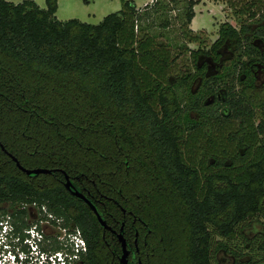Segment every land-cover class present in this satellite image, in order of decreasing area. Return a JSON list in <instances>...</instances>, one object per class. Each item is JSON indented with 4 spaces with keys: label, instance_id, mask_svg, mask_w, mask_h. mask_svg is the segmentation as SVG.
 Wrapping results in <instances>:
<instances>
[{
    "label": "trees",
    "instance_id": "16d2710c",
    "mask_svg": "<svg viewBox=\"0 0 264 264\" xmlns=\"http://www.w3.org/2000/svg\"><path fill=\"white\" fill-rule=\"evenodd\" d=\"M121 3L91 25L60 22L58 0H0V217L48 206L83 232V264H120L119 236L129 264L264 263L244 234L264 225V101L250 97L264 0H226L238 28L221 24L210 47L190 28L201 0ZM206 58L224 71L207 75ZM9 154L52 174L27 176Z\"/></svg>",
    "mask_w": 264,
    "mask_h": 264
},
{
    "label": "built area",
    "instance_id": "2783aa9c",
    "mask_svg": "<svg viewBox=\"0 0 264 264\" xmlns=\"http://www.w3.org/2000/svg\"><path fill=\"white\" fill-rule=\"evenodd\" d=\"M87 254L83 232L46 205L25 203L0 217V264H83Z\"/></svg>",
    "mask_w": 264,
    "mask_h": 264
},
{
    "label": "rangeland",
    "instance_id": "374dc122",
    "mask_svg": "<svg viewBox=\"0 0 264 264\" xmlns=\"http://www.w3.org/2000/svg\"><path fill=\"white\" fill-rule=\"evenodd\" d=\"M14 4H20L26 0H6ZM41 9H46V0H32ZM138 8H144L152 3L153 0H132ZM122 9L121 0H58V11L56 18L60 22L70 20H79L83 23L91 25H99L107 16L117 13ZM196 17L192 22L191 30L197 34L202 42L210 47L218 38L219 26L223 23H229L238 28V22L233 15L232 10L226 5V0H201V3L195 8ZM199 44H191L189 48L198 49ZM229 58V56H227ZM181 62L182 69L192 70L188 56L183 58ZM224 65V64H223ZM223 65H211L212 68L218 69ZM258 89L254 92L253 99L255 101L264 100V81L261 78ZM264 200V199H263ZM264 203V201H263ZM263 225L256 223L254 230L248 231V234L254 236L259 235L263 231ZM240 239L234 240L230 245L235 249H241L243 242ZM236 246V247H235ZM242 252V250H239ZM221 264H232V261L223 254L218 256ZM243 264H248L249 259L243 258ZM264 264V263H261Z\"/></svg>",
    "mask_w": 264,
    "mask_h": 264
},
{
    "label": "flooded vegetation",
    "instance_id": "af4514ba",
    "mask_svg": "<svg viewBox=\"0 0 264 264\" xmlns=\"http://www.w3.org/2000/svg\"><path fill=\"white\" fill-rule=\"evenodd\" d=\"M262 48V50L264 51V47H261ZM229 58H232L231 56H229ZM229 58H227V57H225V61L226 60H228ZM204 61L206 62V63H208V66H209V68L206 70V72L205 73H207V75H217V74H219V73H222L224 70H223V68H219V70L218 69H216V71H215V69L214 68H212L211 67V65H214L213 63H212V61L209 59V58H206V59H204ZM261 78H263V81H264V73H258L257 74V78H256V84H255V88L251 91V95H250V97L252 98V103L254 104V105H256V106H258L259 104H261L263 101H255L254 99H253V95H254V92L258 89V87H259V82H260V80H261ZM264 84V83H263ZM264 87V86H263ZM223 96H225V92H224V90H222V89H219L218 90V92L217 93H215V94H213V95H211L210 96V98L208 99V101L210 102V104L209 105H215L216 104V109L217 108H223L222 107V104L220 103V102H218V101H220V100H222V97ZM218 100V101H217ZM223 101V100H222ZM217 102L220 104H218L217 105ZM225 109V108H224ZM220 113H223V110L221 111L220 110ZM256 113H257V115H256V117H255V121H257V122H259V118H260V114H259V109H256ZM263 225V224H262ZM264 226V225H263ZM254 228H255V224H253L250 228H248V229H246L245 231H244V234L250 239V241L251 242H253L254 240L255 241H263V243H264V227H263V231H261L260 233H259V235H254V236H252V235H250V234H248V231H250V230H254ZM137 251V253H139V250H136ZM130 257V256H129ZM229 259V258H228ZM231 261H232V264H236V262H235V260H232V259H230ZM220 264H221V262H220Z\"/></svg>",
    "mask_w": 264,
    "mask_h": 264
},
{
    "label": "water",
    "instance_id": "95a60500",
    "mask_svg": "<svg viewBox=\"0 0 264 264\" xmlns=\"http://www.w3.org/2000/svg\"><path fill=\"white\" fill-rule=\"evenodd\" d=\"M2 150L5 151L4 147L1 146ZM10 158L16 163V166L17 168L23 172L24 174H26L27 176H40V175H48V174H52V171L50 170H46V169H35V170H28V169H25L24 167H22L20 165V163H18V160L16 158H14L13 156H11L9 154ZM66 182H65V188L69 191L72 192V194L82 200H84L88 205H90V207L92 208L93 212H96V208H94L89 201L86 200V198L81 195L80 193H77V192H74L73 189H72V182L70 180V178L68 176H66L65 178ZM98 219L102 225V227L107 230V231H111V228L107 226V224L105 222L102 221V219L98 216ZM120 238V242L122 244V248H123V255H122V258H121V261H120V264H129V261H128V257H129V252L127 250V247H126V243L124 242L123 238L121 236H119Z\"/></svg>",
    "mask_w": 264,
    "mask_h": 264
}]
</instances>
